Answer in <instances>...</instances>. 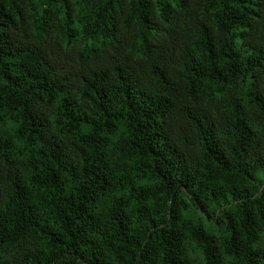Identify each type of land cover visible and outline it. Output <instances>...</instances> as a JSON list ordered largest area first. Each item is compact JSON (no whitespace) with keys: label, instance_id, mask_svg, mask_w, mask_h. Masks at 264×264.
I'll return each instance as SVG.
<instances>
[{"label":"trees","instance_id":"trees-1","mask_svg":"<svg viewBox=\"0 0 264 264\" xmlns=\"http://www.w3.org/2000/svg\"><path fill=\"white\" fill-rule=\"evenodd\" d=\"M0 264H264V0H0Z\"/></svg>","mask_w":264,"mask_h":264},{"label":"rangeland","instance_id":"rangeland-1","mask_svg":"<svg viewBox=\"0 0 264 264\" xmlns=\"http://www.w3.org/2000/svg\"><path fill=\"white\" fill-rule=\"evenodd\" d=\"M259 175H260V176H262V173H261V172H259Z\"/></svg>","mask_w":264,"mask_h":264}]
</instances>
